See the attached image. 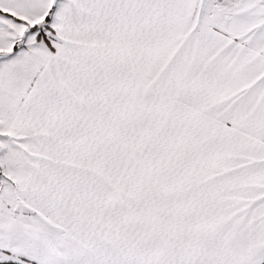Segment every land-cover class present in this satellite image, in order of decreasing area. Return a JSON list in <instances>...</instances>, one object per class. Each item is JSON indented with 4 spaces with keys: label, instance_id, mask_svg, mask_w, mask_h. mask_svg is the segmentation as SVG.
I'll return each mask as SVG.
<instances>
[{
    "label": "snow or ice",
    "instance_id": "1",
    "mask_svg": "<svg viewBox=\"0 0 264 264\" xmlns=\"http://www.w3.org/2000/svg\"><path fill=\"white\" fill-rule=\"evenodd\" d=\"M0 264H264V0H0Z\"/></svg>",
    "mask_w": 264,
    "mask_h": 264
}]
</instances>
